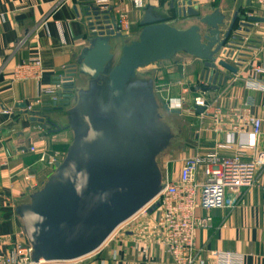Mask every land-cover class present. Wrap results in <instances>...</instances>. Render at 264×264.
Instances as JSON below:
<instances>
[{
	"label": "crops",
	"instance_id": "0c3cea01",
	"mask_svg": "<svg viewBox=\"0 0 264 264\" xmlns=\"http://www.w3.org/2000/svg\"><path fill=\"white\" fill-rule=\"evenodd\" d=\"M177 1L182 0H152L146 8L151 7L155 16H165L173 23L178 13ZM192 1L202 14L218 8L229 20L237 12L239 17L246 16V13L264 16L254 0ZM120 10L128 13L131 22L129 34L135 35L145 9H136L129 0H111L106 10L97 5L96 0H0V255H9L18 242L28 243L17 207L50 178L73 139L71 130L58 132L40 121V118L47 117L62 122V113L69 106L54 107L53 96L43 90L64 73L65 66L78 69L79 55L91 37L90 18L94 21L97 16L114 19ZM194 19L187 17L180 21L191 26L195 24ZM227 28L228 25L223 30ZM235 32L229 43H241L240 35L259 42L260 37H264V22L251 23L238 35ZM36 57L41 60L40 77L16 80V68ZM187 63L191 64V61ZM203 64L205 66L204 61ZM206 72L208 74L209 69ZM77 75L74 77V90ZM205 78L207 81V76ZM214 83L212 81L207 86L208 108L203 119L194 126L192 139H182L181 145L172 151H185L180 166L165 169L166 175L174 181L178 180L185 159L197 153L217 150V144L224 142L233 132L229 123L225 129L217 130L215 118L218 108L225 114L230 111L239 114L238 118L232 116L231 121L242 127L241 133L233 132L231 135L233 147L219 150L222 156L251 160L256 152H264V93L248 90L242 80ZM39 99L42 103L37 104ZM248 100L254 102L251 114L262 120V129L255 137L256 148L243 150L239 145L254 140L251 127L242 119ZM71 101L72 97L69 103ZM29 106L34 110L29 111ZM4 109L10 112H2ZM66 131L72 135L70 141L64 138ZM184 143L189 149L184 150ZM32 147L36 151H32ZM44 152L57 160L55 165L41 161ZM29 175L33 176L30 180L26 178ZM263 186L264 171L259 185L243 189L238 195L228 192L225 206L209 210L198 208L200 216L213 219L208 228L198 229L195 234L196 251L204 264H218L212 251L241 253L244 264H264ZM161 215L160 205L138 215L128 231L84 257L81 264H174L173 257L154 233Z\"/></svg>",
	"mask_w": 264,
	"mask_h": 264
},
{
	"label": "water",
	"instance_id": "95a60500",
	"mask_svg": "<svg viewBox=\"0 0 264 264\" xmlns=\"http://www.w3.org/2000/svg\"><path fill=\"white\" fill-rule=\"evenodd\" d=\"M177 7L176 21L196 17L199 24L175 26L149 7L135 35L91 33L74 74L85 80L66 103L62 122L40 118L55 131L71 130L73 139L50 178L17 207L33 261L78 260L96 252L161 193L166 172L158 157L181 145L182 132L165 122L154 80L139 78V69L186 53L215 71V82H227L229 77H220L216 55L237 25L241 30L264 22V17H239L238 12L229 20L218 8L202 14L192 0ZM95 21L101 23L100 16ZM220 65L237 71L226 62Z\"/></svg>",
	"mask_w": 264,
	"mask_h": 264
},
{
	"label": "built area",
	"instance_id": "2783aa9c",
	"mask_svg": "<svg viewBox=\"0 0 264 264\" xmlns=\"http://www.w3.org/2000/svg\"><path fill=\"white\" fill-rule=\"evenodd\" d=\"M129 1L136 9L144 10L152 0ZM254 1L264 15V0ZM96 4L106 10L109 8L111 0H96ZM246 16L256 15L246 13ZM100 20L101 23L98 24L96 21L90 19L89 25L91 33H99L104 30L105 32L111 31L114 33L129 34L131 31V22L128 13L125 11H118V15L114 19L100 17ZM244 27L239 31L235 30V33L237 35L241 33ZM240 36L242 37L240 40L241 43L237 41L229 43V40H227L223 45L227 47L231 55L224 52L222 57L217 58L216 65L220 77H229L228 81L242 80L248 90L264 93V37H260L261 41L255 43L247 35ZM248 57L251 60H247ZM258 60L260 61L258 62ZM220 62L230 64L237 71L235 73L230 72L227 68L220 65ZM40 72L41 60L39 57H36L16 68L15 79L29 80L39 78ZM75 72V67L65 66L64 73L60 74L51 86L43 90L44 93L53 96L55 107H62L70 101L74 90ZM209 81L207 79V82ZM209 83L211 84V82ZM215 83L222 84L219 80ZM206 91H208V88L204 87L201 94L194 101L196 111L199 108L202 109L201 112H198L200 119H203L205 111L208 108L205 97ZM40 103H42L41 100H37V104ZM183 103L184 101L180 99H171L168 104L170 109L176 110L181 108ZM253 104L254 102L252 100H248L245 103L242 119L246 125L251 127V135L254 137V140H251L248 144L239 145L240 149L243 150L256 148L255 137L261 133L262 129V120L251 114ZM28 110L33 111L34 107L29 106ZM2 112L9 113L10 110L4 109ZM216 115L215 122L217 130L225 129L229 123L233 132H242V127L234 123V121H231L232 116L238 118L239 114L234 111L225 114L218 108ZM232 133L227 135L224 142L217 144V150L205 154L197 153L185 159L177 181L172 180L169 175H166L165 185L155 200V203L156 201L160 203L162 215L156 225L154 233L156 238L163 243L173 257L174 264H204L196 251L195 234L198 229L208 228L213 219L210 216H200L197 213L198 208L204 210L221 208L226 204L228 192L238 195L241 190L260 184V175L264 171L263 151L256 152L251 160H243L238 156L225 157L219 153L221 149H230L233 147L234 141L231 137ZM31 150L36 151V148L32 147ZM40 159L41 161H47L49 165H55L57 162L55 158L48 156L45 152L41 154ZM29 177L27 178L31 179V176ZM155 203L152 202L134 217L117 227L105 244L116 239L118 235L128 231L132 221L138 215L146 213ZM32 250L29 243L18 242L9 255H0V264H79L83 259L68 261L40 260L35 262L31 258ZM212 255L217 259L218 264H244V255L241 253L212 251ZM114 257H116L115 252Z\"/></svg>",
	"mask_w": 264,
	"mask_h": 264
},
{
	"label": "rangeland",
	"instance_id": "374dc122",
	"mask_svg": "<svg viewBox=\"0 0 264 264\" xmlns=\"http://www.w3.org/2000/svg\"><path fill=\"white\" fill-rule=\"evenodd\" d=\"M193 21H195V24H199L198 19H194ZM173 25L183 28L189 26L187 23H182V21H175L173 22ZM202 30L205 31L204 26L202 27ZM224 52L231 55L227 47L223 46L222 50H220L216 57H222ZM189 61H191V64L187 63ZM207 70L208 69L204 66L202 60L192 57L186 53H179L172 59L151 64L147 67L139 69L138 71L139 78H149L154 80V89L160 104V112L164 115L165 122L172 128H175L174 132H176L177 128L181 129V137L183 140H185V138L189 139V141L192 139L194 126L199 123L200 117L198 110L196 111V109H194V101L195 98L201 94L204 87L210 86V83L207 82L205 78ZM77 77V85H79L82 81L84 82L85 79L83 76L78 74ZM190 77L192 79H190ZM171 99H180L184 101L182 107L176 109L178 112H174V110L167 109L165 107V105L169 107L168 103ZM64 134V138L68 141L72 139V135L69 131L64 132ZM184 147V150L189 149L187 143H184ZM176 148V145L171 146L158 157V163L164 171H167L165 170L167 168L171 170L173 166H180L181 159L183 154H185V151L177 150L172 152ZM29 176H31L32 179L33 176ZM151 207L146 213L151 211ZM81 263L82 261L79 262V264Z\"/></svg>",
	"mask_w": 264,
	"mask_h": 264
},
{
	"label": "flooded vegetation",
	"instance_id": "af4514ba",
	"mask_svg": "<svg viewBox=\"0 0 264 264\" xmlns=\"http://www.w3.org/2000/svg\"><path fill=\"white\" fill-rule=\"evenodd\" d=\"M176 5H177V4H176ZM176 5L174 4V6H176ZM176 7H177V6H176ZM177 10H178V9H177ZM177 14H178V13H177ZM195 18H196V17H195ZM236 25H237V24H236ZM237 27H238V25L232 30V34H233V32H235V30H236ZM232 34H231V35H232ZM230 37H231V36H230ZM228 40H229V39H228ZM215 73H216L215 71H214V73H212L211 71H209L208 74L206 75V76H207V79H208V80H211V82L214 81Z\"/></svg>",
	"mask_w": 264,
	"mask_h": 264
},
{
	"label": "trees",
	"instance_id": "16d2710c",
	"mask_svg": "<svg viewBox=\"0 0 264 264\" xmlns=\"http://www.w3.org/2000/svg\"><path fill=\"white\" fill-rule=\"evenodd\" d=\"M55 107V106H54ZM58 108V107H57Z\"/></svg>",
	"mask_w": 264,
	"mask_h": 264
}]
</instances>
